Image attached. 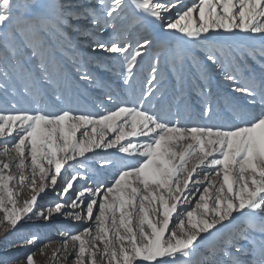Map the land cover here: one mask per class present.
<instances>
[{
    "label": "snow or ice",
    "instance_id": "6c2138e0",
    "mask_svg": "<svg viewBox=\"0 0 264 264\" xmlns=\"http://www.w3.org/2000/svg\"><path fill=\"white\" fill-rule=\"evenodd\" d=\"M53 216L71 264H264V0H0V264Z\"/></svg>",
    "mask_w": 264,
    "mask_h": 264
},
{
    "label": "rangeland",
    "instance_id": "374dc122",
    "mask_svg": "<svg viewBox=\"0 0 264 264\" xmlns=\"http://www.w3.org/2000/svg\"><path fill=\"white\" fill-rule=\"evenodd\" d=\"M192 0H184V3L190 4ZM98 93H91L95 96ZM32 192L30 189H23L19 193V200L23 202L25 199L30 198ZM58 202V196L49 191L39 199L40 205H50ZM79 225L69 219L59 216H53L50 221L31 220L26 221L18 231L13 232L9 239L22 242L25 238L36 235L38 240L35 245H23L16 252L17 255H22L24 251L31 247L33 251H37L38 264H71V259L65 261L62 256L63 252V235L67 232H75ZM5 242L0 238V250L3 248Z\"/></svg>",
    "mask_w": 264,
    "mask_h": 264
}]
</instances>
